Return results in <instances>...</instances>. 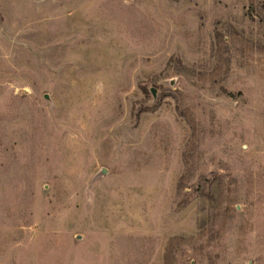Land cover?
<instances>
[{
    "label": "rangeland",
    "instance_id": "374dc122",
    "mask_svg": "<svg viewBox=\"0 0 264 264\" xmlns=\"http://www.w3.org/2000/svg\"><path fill=\"white\" fill-rule=\"evenodd\" d=\"M0 264H264V0H0Z\"/></svg>",
    "mask_w": 264,
    "mask_h": 264
}]
</instances>
